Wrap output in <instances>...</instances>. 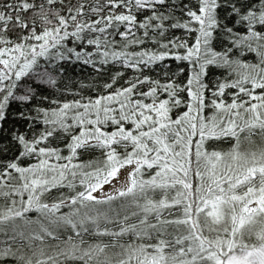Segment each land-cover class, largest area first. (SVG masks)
I'll list each match as a JSON object with an SVG mask.
<instances>
[{
    "label": "snow or ice",
    "instance_id": "snow-or-ice-1",
    "mask_svg": "<svg viewBox=\"0 0 264 264\" xmlns=\"http://www.w3.org/2000/svg\"><path fill=\"white\" fill-rule=\"evenodd\" d=\"M0 264H264V0H0Z\"/></svg>",
    "mask_w": 264,
    "mask_h": 264
}]
</instances>
